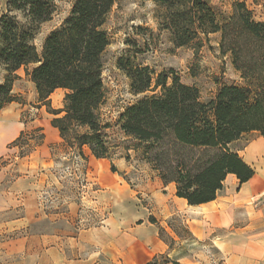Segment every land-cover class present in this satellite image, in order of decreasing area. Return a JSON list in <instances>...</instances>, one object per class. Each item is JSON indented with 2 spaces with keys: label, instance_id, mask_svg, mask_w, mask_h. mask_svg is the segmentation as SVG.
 Here are the masks:
<instances>
[{
  "label": "trees",
  "instance_id": "obj_1",
  "mask_svg": "<svg viewBox=\"0 0 264 264\" xmlns=\"http://www.w3.org/2000/svg\"><path fill=\"white\" fill-rule=\"evenodd\" d=\"M115 1L74 0L68 16L46 36L38 52L33 41L51 20L54 0H8L0 17V67L5 73L0 113L19 101L12 88L16 72L24 69L34 86L37 107L44 106L53 116L51 126L65 145L76 149L78 156L86 146L95 159L110 160L113 146L106 131L113 126L104 123L100 109L106 100L102 58L109 45L104 25ZM148 1L156 8L158 30L168 34L175 49L197 52L203 40L218 34L220 55L229 56L243 81L240 87L221 86L212 100L202 102L198 89L181 83L172 70L156 73L133 65L129 58L117 62L131 95H149L126 108L115 127L137 144L135 151L142 147L138 161L164 186L173 184L176 198L191 207L204 205L215 200L228 175L235 176L239 185L253 176L230 146L249 134L264 139V22L254 20L239 2L219 22L209 0ZM58 89L66 93L62 109L55 111L49 97ZM27 136L36 145L41 141L34 133H21L12 147L26 145ZM124 159L129 162L130 156ZM110 170L116 172L113 165ZM149 222L156 223L152 217ZM163 234L160 228L159 237L166 243ZM144 264L179 263L168 255H156Z\"/></svg>",
  "mask_w": 264,
  "mask_h": 264
},
{
  "label": "crops",
  "instance_id": "obj_2",
  "mask_svg": "<svg viewBox=\"0 0 264 264\" xmlns=\"http://www.w3.org/2000/svg\"><path fill=\"white\" fill-rule=\"evenodd\" d=\"M20 70L16 72L19 79ZM65 93L61 89L53 92L49 97L51 110L62 109ZM30 101L36 108L28 103H11L1 111L0 157L16 152L11 144L21 133L41 136L33 153L20 160L21 176L15 178L11 190L14 201L18 200L23 208L21 224L47 229L23 238V250L28 245L26 255H36L34 264H134L136 258L147 255L139 263L144 264L169 251L159 237V229H163L164 220L177 215L183 217L184 226L195 241L212 239L214 245L220 243L224 252L231 255V263L264 259V143L259 145L263 138L255 137L238 152L253 170L251 179L239 185L235 176L228 175L214 201L191 207L175 195H165L168 191L175 193L173 184L164 186L155 174L135 175L131 164L122 157L95 159L86 146L81 149L82 156H78L77 150L68 148L51 126L53 116L44 106L37 107L35 90L30 93L27 102ZM27 113L28 120L21 121ZM253 147L252 157L246 159ZM76 157L84 162L87 174L99 186L95 198H90L87 205L74 196L66 197L61 205L45 201L44 185L52 175L49 170ZM111 165L115 173L111 172ZM126 177L133 178V185L126 182ZM259 198L260 204H252ZM83 208L95 209L96 213L87 215ZM104 213L106 219L102 222ZM150 217L155 224L149 222ZM84 222L86 226L81 227Z\"/></svg>",
  "mask_w": 264,
  "mask_h": 264
},
{
  "label": "rangeland",
  "instance_id": "obj_3",
  "mask_svg": "<svg viewBox=\"0 0 264 264\" xmlns=\"http://www.w3.org/2000/svg\"><path fill=\"white\" fill-rule=\"evenodd\" d=\"M8 0H0V17L6 12ZM74 0H54L55 12L51 20L43 24L35 36L33 45L38 52L46 36L53 30L59 28L64 19L68 16ZM244 3L251 11L254 20L264 22V0H209V5L216 13L219 22L225 21L232 12L234 3ZM156 8L148 0H116L113 5L104 30L107 34L109 45L103 55L102 82L106 96L105 104L100 109V116L104 123L113 127L106 131L108 143L113 146L110 153L111 158L130 156L129 163L133 167L135 175L150 176L154 173L149 167L138 161L142 147L134 149L137 144L121 133L115 123L126 108L135 104L143 96H133L130 93L129 81L125 75L118 70L117 62L121 58H129L133 65L149 67L156 73L172 70L180 79L181 83L194 86L198 89L200 100L208 102L212 100L221 86H242L243 81L240 75L233 69L229 56L222 57L219 53V35L210 36L208 41L203 40V46L197 52L191 48L175 49L169 42L166 32L158 30L155 20ZM32 69V66L27 68ZM21 78L16 80L14 95L18 97L17 103H25L36 108L34 102L29 101L30 93L34 88L25 70H20ZM5 73L0 67V85L4 82ZM23 93L24 96H20ZM157 93V92H156ZM20 96V97H19ZM5 108V107H4ZM30 113L34 111L29 110ZM30 114H23L21 121L28 120ZM257 137L256 134L243 136L239 141L233 143L230 149L242 152L249 142ZM27 141V142H26ZM26 145H18L14 153L0 157V264H34L36 255H26L27 244L24 245L23 238L29 233L46 231V228L33 225L24 227L20 221L23 215V208L13 199L11 192L15 178L21 176L18 165L22 158L29 157L35 148V139L25 137ZM264 143V142H259ZM29 145V146H28ZM12 147V145H11ZM255 147L248 150L246 159L253 155ZM127 150H129L127 152ZM78 155V154H77ZM239 155V154H238ZM74 161V160H73ZM73 161L63 164L55 169H50L49 181L44 185L46 188L45 201L54 204H64L66 197L74 196L80 203L89 201L80 198L79 184L75 177L78 168ZM77 169V170H76ZM88 179L98 184L91 176ZM126 182L133 185V178L126 177ZM49 182V184H48ZM171 189V188H170ZM173 189V188H172ZM173 195V192H166L165 195ZM96 194H93L95 198ZM58 197V198H57ZM57 199V200H55ZM143 206L147 202H141ZM49 204V203H48ZM260 203H257V205ZM85 214L87 208H83ZM186 211H188L186 209ZM102 220L106 219V213L102 214ZM181 215L173 216L161 223L164 234L163 239L170 250L163 255L177 261L179 264H264V259L239 260L231 263V255H227L220 243L214 245L212 239L195 241L184 226ZM86 226L84 222L81 227ZM169 229V232L166 229ZM26 250V251H25ZM147 255L136 258L134 264H139Z\"/></svg>",
  "mask_w": 264,
  "mask_h": 264
},
{
  "label": "built area",
  "instance_id": "obj_4",
  "mask_svg": "<svg viewBox=\"0 0 264 264\" xmlns=\"http://www.w3.org/2000/svg\"><path fill=\"white\" fill-rule=\"evenodd\" d=\"M73 165L76 166L78 168V171L74 174L76 179L78 180V184H79V191H80V198L82 200L85 199V197H89L92 198L93 194H96V184L91 182L88 179V174L86 171V167L84 165V162H82V160H80L79 157L74 158L73 161ZM77 170V169H76ZM262 202V198L256 199L252 201V204H257V203H261ZM92 213H96L95 209H89L87 208V212ZM104 221V219L102 220V222Z\"/></svg>",
  "mask_w": 264,
  "mask_h": 264
},
{
  "label": "bare ground",
  "instance_id": "obj_5",
  "mask_svg": "<svg viewBox=\"0 0 264 264\" xmlns=\"http://www.w3.org/2000/svg\"><path fill=\"white\" fill-rule=\"evenodd\" d=\"M247 163V162H246Z\"/></svg>",
  "mask_w": 264,
  "mask_h": 264
}]
</instances>
